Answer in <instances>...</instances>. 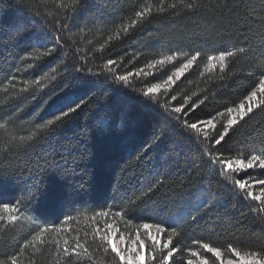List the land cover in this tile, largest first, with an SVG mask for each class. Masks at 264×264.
<instances>
[{"label": "trees", "instance_id": "16d2710c", "mask_svg": "<svg viewBox=\"0 0 264 264\" xmlns=\"http://www.w3.org/2000/svg\"><path fill=\"white\" fill-rule=\"evenodd\" d=\"M145 6L151 14L117 38L121 18ZM228 51L235 54L223 70L208 64L209 56ZM197 52L177 80L176 69ZM168 56L164 65L148 67ZM109 59L116 61L111 71ZM261 71L264 0H78L66 11L54 0H0V201L21 209L20 222L0 223V259L47 228L40 233L46 246L26 249L20 264H64L52 226L60 229L61 244L79 237L95 248L92 235L105 218L94 213L106 208L127 209V217L108 219L126 237H135L143 223H174L184 249L175 264H200L188 249L205 253L193 241L220 247L225 261L234 259L229 243L264 259V204L234 187L235 177L222 178L208 161L209 142L183 126L215 117L222 131L226 109L247 106L244 98L259 91ZM127 73H133L128 84L116 79ZM152 84L161 90L145 98ZM81 100L68 117L41 127ZM177 106L188 114L173 113ZM261 149L264 107L235 125L214 151L236 159ZM240 176L252 184L264 179V170ZM260 189L250 188L264 199ZM113 255L101 250L75 264H113ZM206 258L220 264L210 253Z\"/></svg>", "mask_w": 264, "mask_h": 264}, {"label": "snow or ice", "instance_id": "6c2138e0", "mask_svg": "<svg viewBox=\"0 0 264 264\" xmlns=\"http://www.w3.org/2000/svg\"><path fill=\"white\" fill-rule=\"evenodd\" d=\"M56 6L64 11L71 7H74L78 0H68L67 3L64 0H54ZM163 0H161V3ZM175 7V5H173ZM152 12L151 7H142L134 9L130 17H122L120 24L117 25L116 36L119 38L120 34H127L133 27L140 23L141 20L145 19ZM61 42L60 37L56 38V43ZM245 50L243 48L239 49V52L243 53ZM235 53L221 52L218 57L209 56L208 60L212 61L218 59L220 61L221 70L224 69V61L226 57H231ZM200 53L197 52L192 55L191 58L187 59L181 67L177 68L175 71V78L178 80L184 75L186 70L192 68L193 64L198 59ZM172 56H168L159 60L154 61L149 64L148 67L152 68L156 64L164 65L166 61H171ZM116 61L109 59L105 68L111 71V66L115 65ZM215 67V65H212ZM143 71L142 69L140 70ZM133 73H127L124 75L116 76V79L121 83L128 84L129 77ZM139 75V73H137ZM147 75V73H145ZM173 76H168L165 84L171 86L174 83ZM162 85L152 84L143 91V96L145 98H153V94L159 93ZM259 91L253 88L252 91L244 98L249 103L247 106L243 102L235 107H229L226 109L229 114V118L222 122V131L217 130V124L221 123L216 121L215 117L208 119L207 121H197L189 122L184 120L183 126L186 129L194 130L198 135L202 134L203 140L209 142L207 146V156L208 161L213 166L218 167L220 175L222 178L235 177L232 180L233 186L242 190L246 193L247 198H251L254 201H260L264 204V199L261 196L255 195L250 188L254 187L256 184L261 186V192H264V179L254 178L253 183L249 184L248 180L243 179L240 173L243 172L248 174L251 169L264 170V149L259 152H253L247 156H243L236 159H229L224 156L222 152L214 151L217 146L222 147L225 138L229 135L230 130L237 125L240 121L244 120L250 114L253 113L254 109L259 107H264V99L257 100V96L264 97V71H261L258 79ZM172 99H175L173 96ZM83 101L80 103H75V107L71 104L67 106V111L63 109L60 111V115L55 116V120H48L46 125H41V127H47L48 125H53L55 122L60 121L64 117H68L71 113L75 112L81 107ZM195 107L194 105L192 106ZM171 111L178 116H186L188 114L187 110L182 106L173 107ZM232 113H235L233 116ZM217 115H222L218 113ZM199 125V126H198ZM3 127V125H0ZM202 127L208 129L202 132ZM27 139H31L28 137ZM151 191V189H150ZM21 209L11 202L0 201V223L15 225L20 222ZM103 217L104 228H100L99 225L96 226L94 233L92 235V242L95 244V248H90L87 241L81 242L79 237L74 238V243H70L68 239H63L61 244V239L58 237L60 229L55 225L52 226L51 232L54 234L52 238V243L55 248V254L57 257H62L64 264H75L76 261L87 259L94 260V252L103 251L106 255L109 251L113 255V264H175L176 255L184 251L182 246L178 245L176 237L180 235L177 231V227L174 223H169L167 221H155L152 223H143L137 229L135 237L131 235L125 236L122 234L114 224H109L108 219L111 218L116 220L117 218L127 217V209H102L94 213V217ZM70 219V218H69ZM129 220L131 218H128ZM195 218H193V222ZM140 228L144 230L147 234L146 238L144 233H141ZM49 231V229H41L31 236L30 239L25 240L22 244H18L19 252H14L13 254L7 255L6 259H0V264H20L19 256L22 255L26 249L29 247L35 248L38 252L46 246V242L41 237V232ZM87 235V234H86ZM39 242V245L37 244ZM194 244H198L199 248L203 250L205 255H201L199 251H194L188 249L192 257H200V264H208V259L206 254L210 253L219 260L220 264H225V260L222 258V251L220 247L212 246L207 242L193 241ZM227 252L231 253L234 259L230 258L227 260L226 264H264V259L259 258L261 253L258 251L245 252L243 255L237 249L229 243ZM264 251V250H262ZM187 264H193L192 260H188Z\"/></svg>", "mask_w": 264, "mask_h": 264}, {"label": "rangeland", "instance_id": "374dc122", "mask_svg": "<svg viewBox=\"0 0 264 264\" xmlns=\"http://www.w3.org/2000/svg\"><path fill=\"white\" fill-rule=\"evenodd\" d=\"M208 64L209 65H217V64H220V61L218 59H214L212 61H208ZM227 261H225V264H226Z\"/></svg>", "mask_w": 264, "mask_h": 264}]
</instances>
